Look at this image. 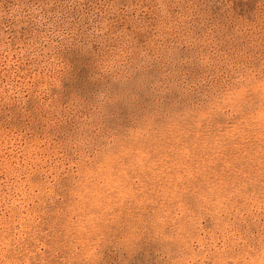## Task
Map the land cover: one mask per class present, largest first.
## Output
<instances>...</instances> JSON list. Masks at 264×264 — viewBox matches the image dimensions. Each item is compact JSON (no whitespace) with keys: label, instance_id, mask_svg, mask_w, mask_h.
Segmentation results:
<instances>
[{"label":"rangeland","instance_id":"1","mask_svg":"<svg viewBox=\"0 0 264 264\" xmlns=\"http://www.w3.org/2000/svg\"><path fill=\"white\" fill-rule=\"evenodd\" d=\"M0 264H264V0H0Z\"/></svg>","mask_w":264,"mask_h":264}]
</instances>
